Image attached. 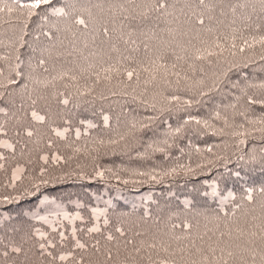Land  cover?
<instances>
[{
    "label": "trees",
    "instance_id": "1",
    "mask_svg": "<svg viewBox=\"0 0 264 264\" xmlns=\"http://www.w3.org/2000/svg\"><path fill=\"white\" fill-rule=\"evenodd\" d=\"M170 2L175 11L170 9L169 15L152 12L140 16L135 12L132 19L111 11L120 5L129 7L127 0H52L51 5L39 9L26 6L31 0H0V8L4 9L0 11V84L6 86L0 87V108L4 109L0 112V125L6 129L5 134H0V142L16 145L13 152L0 143V153L7 157L0 169V197H20L12 204H0V214L47 234L35 236L29 243L52 239L58 245L57 251L71 249L79 258L85 255L84 250L72 248L74 239H79L89 245L86 259L92 264H104L106 250L112 252L108 264H160L165 258L175 264H189L190 259L199 257L179 250H191L192 240L197 247L207 248L226 230L225 225L235 230L260 223L258 204L254 207V202L244 197L247 188L264 186V171L259 162L264 133L232 135L242 131L237 126L244 123V118L238 113L246 109L244 99H236L241 93L232 84L243 87L246 83L264 82L261 47L238 51L244 39L264 34L255 30V25L264 20L259 15L244 20L239 11L234 18L227 12L211 25L206 20L200 26L187 6L188 2L195 4V0ZM9 8L13 10L8 11ZM54 8H63L69 15L56 14ZM77 17L83 18L85 25L76 24ZM205 27H215V31L208 34L203 31ZM104 28L109 31L105 33ZM217 37L225 48L233 42L238 46L235 58L228 52L223 55L239 65L228 73L219 89L196 96L198 102L189 107L170 104L167 99L171 95L182 101L193 97L194 92L185 88L184 81L177 86L175 77H169L168 84L159 78L145 83L150 80L149 73L140 67L146 53L150 54L145 44L152 51L167 48V63H177L195 81L204 75L199 71L201 67L211 74L218 60L224 68L228 64L223 57H210L212 64L196 62L197 71L193 73L188 70L190 59L178 61L176 57H187L193 46H201V39ZM40 59L45 60L44 65H39ZM118 62L121 69L139 70V79L129 81L124 75H114L110 82L96 84L91 93L85 91V85H94V73L103 75L104 68ZM64 72L68 75L63 79L53 80ZM72 76L77 79L72 80ZM39 80L52 83L44 87L37 83ZM253 91L249 89V93ZM62 99H69V104L60 103ZM33 109L46 116L43 123L31 118ZM216 111L227 116V124L223 119H215ZM246 114L249 119H256L264 114V108L255 105ZM104 116L109 118L107 125ZM189 116L208 121L209 127L194 121L185 123ZM89 123L95 127H89ZM132 123H137L138 131L125 141L111 146L97 144L100 139L112 138L113 129L124 132ZM141 124L146 127H140ZM26 127L33 130L32 137L23 134ZM249 127L245 124V128ZM77 129L79 137L75 134ZM56 130L63 131L64 136H57ZM241 139L243 144L239 143ZM209 147L211 152L207 151ZM77 148L81 151L77 152ZM53 155L62 160L53 161ZM253 155L258 158L256 163L244 164L239 160L243 156L247 161ZM41 156H48V162L41 160ZM181 164L193 169L194 174L185 175L178 167ZM241 165L243 171L238 180L233 178L226 185L220 181ZM18 167L22 169L17 173L20 179L15 181V187H9ZM42 167L47 170L43 176ZM173 168L175 174L164 175ZM97 171L104 175L96 176ZM151 175L156 179H151ZM41 179L48 183L37 190ZM212 181H216L215 189ZM26 189L34 195H27ZM214 190L216 195L212 194ZM253 195L255 202L261 200L258 193ZM237 204L239 209L235 208ZM38 216L46 217L47 222L37 219ZM253 216L258 219L252 220ZM185 223L196 227L186 229ZM94 226L100 231L89 233L87 229ZM116 228L123 229L125 235L121 237ZM61 232L67 237L63 244L59 243ZM110 233L116 238L113 241L106 239ZM126 239L133 240L136 247L143 241L145 247L135 253L133 245L124 246ZM97 241L100 253L93 254L91 246ZM150 244L157 247H147ZM242 244V240H234L228 245L236 252L229 264H240L242 253L237 245ZM48 250L52 251L50 247ZM216 254L220 255L219 248Z\"/></svg>",
    "mask_w": 264,
    "mask_h": 264
},
{
    "label": "snow or ice",
    "instance_id": "2",
    "mask_svg": "<svg viewBox=\"0 0 264 264\" xmlns=\"http://www.w3.org/2000/svg\"><path fill=\"white\" fill-rule=\"evenodd\" d=\"M52 0H31V3L26 5L29 9H39L42 5H51ZM129 7H124L120 5L119 8L111 9L113 14H120L124 15L127 18L135 19L133 13L138 12L140 16H146L152 12H158L161 15H169L170 9L175 11L174 3H171L170 0H127ZM189 10L191 11V15L196 18L197 24L200 26H204L207 22L211 25L213 21H216L218 17L225 16L227 12H231L233 17L235 18L237 12L239 11L240 17L244 20H251L253 15H259L262 20H264V0H237L236 3H232L231 0H195V4L188 2L187 4ZM4 9L0 8V11ZM13 9H8V11H12ZM103 11V9H101ZM84 11H87L86 9ZM181 12L184 9L180 10ZM53 12L59 15L68 16L69 13L65 12L63 8L53 9ZM32 13L30 12L29 15ZM76 24L85 25V20L83 18L77 17L75 20ZM233 23H235V19H233ZM255 30L264 33V23H258L255 25ZM109 31L108 28H104V32L107 33ZM203 31L211 34L215 31V27H205ZM199 37V33L197 34V38ZM226 39V38H225ZM200 47L193 46L191 52L188 54L187 57H180L177 56L176 59L179 61L181 59H190L192 63L188 64V70L191 72H196L197 69L195 67L196 62L206 61L208 64H212V60L210 57H223L224 61L228 64L227 68H224L220 61H217V68L211 74L205 73L204 69L201 67L199 69L200 72L204 73L200 79L193 81L192 77L188 75V72L184 71L183 68L178 67L177 63H167L166 57L169 55V50L167 48L163 50H156L152 51L149 49L147 44L144 45L145 49L148 50V53L144 57V61L140 62V67L144 72H148L150 76V80L145 81V83H149L151 81L157 80L159 78L165 84L169 83V77H175V82L177 86L181 84V81L185 82V88L188 90H192L194 95L192 98L181 100V98L177 95H171L168 97V102L170 104H175L177 106H192L194 103L198 101L195 99L196 96H206L208 93L214 92L215 90L221 87V84L224 82V78L228 75L232 69L239 67V65L235 62V60H227L224 57V53L228 52L229 55L233 58L237 56V45L233 42L231 47L225 48L222 43L219 42V38H213L210 40H200ZM257 45L261 47V50L264 51V34L259 35H252L249 39L243 40V45L238 48L240 53L245 52L246 49H254ZM126 59H132L128 57ZM260 60L264 61V55H260ZM145 63L148 66H145ZM45 60L40 59L39 65H44ZM248 64L245 63L244 67H247ZM103 75L101 72L94 73L95 75V83L93 86L85 85V91L91 93L93 91V87L96 84L104 82H110L113 79V76H120L124 75L127 77L129 81H131L134 77L139 79L140 71L133 68L131 70L124 68L121 69L119 67V62L116 65H110L107 68L102 70ZM183 73V74H182ZM19 75V73H17ZM68 73L64 72L56 77H53V80L63 79L67 76ZM72 80H76L77 77L72 76ZM9 83H14L13 80H9ZM38 84L47 87L52 81L49 80H39L37 81ZM0 87H6L3 84H0ZM233 89H237L241 96L236 97L239 101L241 98L244 99V103L246 105V109L243 112H239L238 115L244 118V123L239 124L237 127L242 131H234L232 135L243 137L246 133L248 136H251L254 132H261L264 133V114L257 117L256 119H249L247 112L252 110V106L259 105L264 108V82L260 83H246L243 87L240 86L239 83L232 84ZM249 89L254 90L253 92L249 93ZM78 94H83L79 93ZM127 95L128 93H124ZM0 95H3L0 93ZM112 95H116V93H112ZM33 104L36 103L35 100L32 101ZM60 103L67 105L69 104V99H62ZM154 107V105H153ZM229 107H235V105H229ZM4 109L0 108V112H3ZM30 116L33 120L43 123L46 119L45 115L39 114L36 110H32L30 112ZM215 119L221 120L223 119L225 124H227V116H221L220 111H216ZM108 117L104 116V124H108ZM151 119V118H149ZM195 122L196 124H203L204 127H209L208 121L206 120H197L195 117L189 116L185 123ZM245 124L249 125V128H245ZM256 125H260V127H256ZM91 128H94L95 125L89 123L88 125ZM140 127H146V125L141 124ZM23 134L27 137L33 136V130L31 128H23ZM67 131V130H65ZM138 131L137 123H132L130 127L121 132L119 129L112 130V138L108 140L100 139L97 141V144L101 146H111L117 145L121 141H125L127 137L133 135L134 132ZM180 129L177 128L176 132H179ZM222 131V130H221ZM6 129L3 125H0V134H5ZM63 131L56 130L57 136H64ZM77 137L80 136V131L77 129L75 131ZM219 134V133H217ZM19 135V133H18ZM2 146L7 149L15 151L16 145L13 143L3 141ZM239 143L243 144L244 140L241 139ZM162 150V149H161ZM211 147L207 149V151L211 152ZM77 152L81 151V149L77 148ZM200 151V149H197ZM7 157L3 153H0V169L4 168V163ZM41 160L45 163L48 162V156H41ZM52 160L55 162H60L62 157L59 155H53ZM240 161H244V164H253L258 161V158L253 155L250 156L247 161L244 160V157H239ZM259 162L262 165L261 170L264 171V149L261 150V156L259 157ZM179 168L184 170V174H194L193 169H191L187 165H179ZM199 167V166H198ZM21 168H16L13 171V183L9 184V187H15V181L19 180L20 177L17 173L21 172ZM47 170L45 168L40 169V175L43 176ZM241 171H243V165H241L236 171H230L226 176H222L220 181L225 185L229 180L236 178L237 180L241 177ZM176 173V169H170L168 172H165L164 175H173ZM96 176L102 177L104 173L102 171H97L95 173ZM141 175H150L149 173H141ZM151 179L155 180L156 176L151 175ZM127 182V181H125ZM47 180L41 179L39 181V185L36 186L37 190L39 189L40 185L47 184ZM205 183H209V181H205ZM215 189L216 181L211 182ZM245 199L249 202H254V207L258 204V207L261 211V216L259 217L260 223L259 224H252L248 228H236L235 230L230 229L225 225L226 230L221 231L219 236L216 237L214 244H209L207 248L204 247H197L195 240L191 242V250H186L181 248L179 251L184 253L188 251V255L190 257L198 256L199 259L192 258L189 261V264H229L231 260L236 256V252L231 250L228 245L233 242L234 240H242V245H237L240 248L241 255L239 256L240 264H257V260L259 259L260 264H264V186L259 188L256 187H249L246 190ZM26 194L31 196L34 195L33 192L25 190ZM253 193H258L261 197V200L255 202V197ZM216 195L217 193L215 190L212 193ZM229 195L231 196L232 193L230 192ZM227 198V197H223ZM20 199L19 196L9 197V196H2L0 197V204H12ZM241 206L237 204L235 206L236 209H239ZM235 211V209H234ZM102 214V213H101ZM37 219L44 220L47 222L46 217H36ZM81 218V217H77ZM256 216L252 217V220H257ZM15 220V222H14ZM107 223V221H105ZM184 228L192 230L196 225L191 223H185L183 225ZM89 233L91 232H99L100 229L98 227H92L87 229ZM116 232L120 234L121 237L125 235L124 230L121 228H116ZM47 234L41 232L39 229L27 227L24 221L15 219L12 216H3L0 214V264H57V262H66L71 260L72 264H92L91 260L86 259L87 249L89 245L86 243L81 242L79 239H74V243L72 244V248L77 250H84L85 255H80L77 258V253L73 250L69 249L67 251L61 249L57 251V243L54 242L52 239L46 240L45 243H36L33 241V237L40 236L45 237ZM60 244H63L67 241V237L64 235L63 232L60 234ZM76 232L75 229L72 232L73 238H75ZM139 235V233H137ZM201 239V243H203V237H199ZM106 239L108 241H113L116 239L111 233L107 235ZM176 239H181V237H177ZM211 239V238H209ZM128 245H133V252L139 253L142 248L145 247V243L143 241L140 242V246L136 247L134 245V241L131 239H126L124 241V246L127 247ZM223 245V246H221ZM49 247L52 251H49ZM93 249V254L100 253L99 242L97 241L96 244L91 246ZM149 248H156V244L147 245ZM217 248H219L220 255L217 256ZM34 249H39L38 252L34 251ZM162 251L167 252V248H162ZM246 253L247 255H243ZM105 260L104 264H108V261L112 259V252L110 250H106L105 253ZM43 258V259H41ZM184 257L181 256V259ZM160 264H175L174 261L170 259H161Z\"/></svg>",
    "mask_w": 264,
    "mask_h": 264
}]
</instances>
